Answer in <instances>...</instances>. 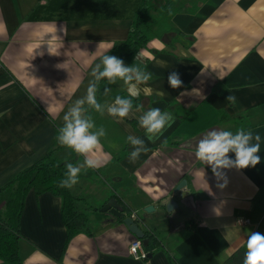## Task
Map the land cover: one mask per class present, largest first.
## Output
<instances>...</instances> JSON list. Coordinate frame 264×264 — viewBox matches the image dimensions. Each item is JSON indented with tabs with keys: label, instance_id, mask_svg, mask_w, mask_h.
Returning a JSON list of instances; mask_svg holds the SVG:
<instances>
[{
	"label": "crops",
	"instance_id": "crops-1",
	"mask_svg": "<svg viewBox=\"0 0 264 264\" xmlns=\"http://www.w3.org/2000/svg\"><path fill=\"white\" fill-rule=\"evenodd\" d=\"M137 2L0 0V188L56 145L65 112L94 79L92 69L126 39ZM162 27L182 35L150 39L122 60L131 66L139 54L136 63L151 79L139 85L138 98L154 99L151 108L172 113L175 123L149 142L138 119L143 110L121 120L88 108L96 128L106 130L98 155L107 163L82 170L71 188L92 202L87 180L102 183L101 205L94 206L116 200L155 236L158 249L144 261L133 260L128 249L135 237L109 213L91 218V235L79 234L66 244L60 199L30 192L20 218L23 264H224L257 232L264 219V0H203L197 13H175ZM173 72L182 87L170 86ZM105 87L111 89L107 96ZM97 89L101 104L128 95L121 80H102ZM229 95L236 97L234 104L226 102ZM177 108L187 115H176ZM248 128L262 138L261 163L225 170L228 184L221 189L195 148L212 129ZM129 135L145 139L150 149L134 163ZM71 154L61 148L53 157L67 162ZM77 156L75 164L83 161ZM182 180L186 186L173 194ZM169 199L178 205L170 213L164 207ZM150 206L154 210L146 212ZM237 218L251 224L238 226Z\"/></svg>",
	"mask_w": 264,
	"mask_h": 264
},
{
	"label": "clouds",
	"instance_id": "clouds-1",
	"mask_svg": "<svg viewBox=\"0 0 264 264\" xmlns=\"http://www.w3.org/2000/svg\"><path fill=\"white\" fill-rule=\"evenodd\" d=\"M139 58L140 56L137 54L135 62L128 66L117 56L104 55L101 62L92 69L91 76L94 79L89 82L86 95L76 99L65 112L64 123L58 129L57 141L61 146H65L82 156L83 161L78 164L66 163L64 178L59 183L60 187L71 189L79 182V175L82 170L98 169L107 163V157L101 159L98 155L101 148V138L106 136V130L103 127L96 128L92 118L86 115L88 108L94 109L101 115L106 110L108 115L114 118L118 117L121 120L132 114L134 110L136 112L142 111L141 106H134L133 100L139 97V85L147 83L151 79V73L143 70L136 63ZM105 79L108 84H115L117 80L123 81L127 86L128 96L117 95L111 104L98 102L97 85ZM168 82L174 89L182 87L183 84L176 72L169 75ZM110 91V88L105 87L104 95H109ZM193 91L198 93V90ZM226 102L234 104L236 97L229 95L226 97ZM138 119L149 142H155L163 135L166 128L175 123V117L172 113L162 111L157 107L143 111ZM261 139V136L252 130L240 129L234 133L230 130L212 129L199 140L194 154L199 161L211 167L217 181V187L223 189L228 184L225 170L246 169L261 163V156L259 155ZM127 142L133 149L129 156L131 163L139 159L141 154L150 150L143 138L129 135ZM230 153L235 154L234 159L229 155ZM213 211L217 215L221 212L219 207H214ZM246 248L243 264H264V234L251 231L247 238Z\"/></svg>",
	"mask_w": 264,
	"mask_h": 264
},
{
	"label": "trees",
	"instance_id": "trees-1",
	"mask_svg": "<svg viewBox=\"0 0 264 264\" xmlns=\"http://www.w3.org/2000/svg\"><path fill=\"white\" fill-rule=\"evenodd\" d=\"M202 4L203 0H185L182 2L179 0H138L126 39L115 45L110 55L121 59L131 57L136 51L146 47L151 35L157 36L156 38L159 39L169 35L174 37L182 35L178 30H165L162 26L175 13L183 10L197 13ZM120 96L127 97L128 95L122 93ZM153 101L152 98L146 100L136 98L133 103L134 106L139 105L143 111H147L151 109L150 105ZM174 112L178 116L187 115L180 108ZM61 148L67 147L61 146L57 142L44 158L16 174L0 188V264H23L19 252V244L23 240L20 233V218L26 197L30 192L35 196L51 194L60 199V217L66 231V244L79 234L91 235L94 225L91 218L94 215L97 217L105 216V213L99 212V208L91 205L89 197L77 196L71 189L59 186L60 181L64 178L66 163L75 164L78 158L77 153L68 148L72 153L70 160L67 162L57 161L53 156L55 151ZM100 172V170H95V173L101 174ZM81 175L84 176L81 173L79 177ZM128 216L116 217L115 220L123 223ZM97 223L99 222L97 221ZM257 232L264 234V219L259 223ZM144 234L149 242L144 249L147 254H153L158 249L160 242L152 233L144 231ZM246 244L232 252L224 264H243L247 251Z\"/></svg>",
	"mask_w": 264,
	"mask_h": 264
},
{
	"label": "water",
	"instance_id": "water-1",
	"mask_svg": "<svg viewBox=\"0 0 264 264\" xmlns=\"http://www.w3.org/2000/svg\"><path fill=\"white\" fill-rule=\"evenodd\" d=\"M186 186V181L182 180L176 188L173 190V194L179 192L181 189H183ZM177 203L174 201V199H169V201L165 204V210L170 213L173 210L177 208ZM154 208L152 206L145 208L146 212L153 211ZM100 213H109L114 217L120 218L122 217V209L121 206L117 203L116 200H109L102 208L99 209ZM124 226L127 228V230L135 237V239L141 240L143 247L148 246V239L145 238L144 231L141 229V227L132 219V218H125L123 221ZM148 255V257H150Z\"/></svg>",
	"mask_w": 264,
	"mask_h": 264
},
{
	"label": "built area",
	"instance_id": "built-area-1",
	"mask_svg": "<svg viewBox=\"0 0 264 264\" xmlns=\"http://www.w3.org/2000/svg\"><path fill=\"white\" fill-rule=\"evenodd\" d=\"M236 224L238 226H246V225H250L251 222L247 218H237ZM128 253L130 257L136 261H144L146 260V257H147V253L143 247V244L141 240H138V239H135L133 242H131L129 249H128Z\"/></svg>",
	"mask_w": 264,
	"mask_h": 264
},
{
	"label": "rangeland",
	"instance_id": "rangeland-1",
	"mask_svg": "<svg viewBox=\"0 0 264 264\" xmlns=\"http://www.w3.org/2000/svg\"><path fill=\"white\" fill-rule=\"evenodd\" d=\"M152 36V35H151ZM150 36V39H153V38H155V37H157V36H152L151 37ZM87 181H91V182H89L88 184H87V186H86V191H87V193H89V195L92 197V202H90L91 203V205H96L97 204V206L98 205H101L100 204V202H98L99 200H98V197H99V195H101V191L98 189V187H99V185L101 184L102 185V183H93V182H95L94 180H87ZM81 183H83V186L84 185H86V183H84V181L82 180L81 181ZM80 183V184H81ZM77 192V191H76ZM100 208H102V207H100ZM99 208V209H100Z\"/></svg>",
	"mask_w": 264,
	"mask_h": 264
},
{
	"label": "flooded vegetation",
	"instance_id": "flooded-vegetation-1",
	"mask_svg": "<svg viewBox=\"0 0 264 264\" xmlns=\"http://www.w3.org/2000/svg\"><path fill=\"white\" fill-rule=\"evenodd\" d=\"M121 209H122V208H121ZM122 214H123L122 216L129 215L128 217H129V218H132V219L134 220V217H133L132 215H130V214H126L124 210H122ZM128 217H126V218H128ZM134 221H135V220H134ZM135 222L137 223L138 221L136 220ZM137 224H138V223H137ZM138 225H139V224H138Z\"/></svg>",
	"mask_w": 264,
	"mask_h": 264
}]
</instances>
